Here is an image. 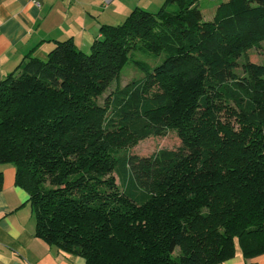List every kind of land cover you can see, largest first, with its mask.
<instances>
[{
  "label": "trees",
  "instance_id": "obj_1",
  "mask_svg": "<svg viewBox=\"0 0 264 264\" xmlns=\"http://www.w3.org/2000/svg\"><path fill=\"white\" fill-rule=\"evenodd\" d=\"M199 2L137 6L103 23L89 53L57 40L1 81L0 164L15 166L49 245L86 264L264 254V63L249 55L264 41V0L224 1L212 20ZM135 51L163 59L151 67ZM130 61L145 75L99 103ZM170 131L177 148L132 153Z\"/></svg>",
  "mask_w": 264,
  "mask_h": 264
},
{
  "label": "crops",
  "instance_id": "obj_2",
  "mask_svg": "<svg viewBox=\"0 0 264 264\" xmlns=\"http://www.w3.org/2000/svg\"><path fill=\"white\" fill-rule=\"evenodd\" d=\"M162 0H0V83L32 53L45 57L55 41L73 38L90 49L100 26L124 21L137 6L156 10ZM156 12V11H153ZM0 264H86L85 259L36 236L28 192L15 183L16 168L0 164ZM264 264V254L236 256L222 264Z\"/></svg>",
  "mask_w": 264,
  "mask_h": 264
},
{
  "label": "rangeland",
  "instance_id": "obj_3",
  "mask_svg": "<svg viewBox=\"0 0 264 264\" xmlns=\"http://www.w3.org/2000/svg\"><path fill=\"white\" fill-rule=\"evenodd\" d=\"M227 0H200L199 7L203 13L204 20H212L216 13L217 8ZM164 0L161 1V4L156 8L158 11L163 4ZM178 8V4H172L171 9L175 10ZM261 48H254L249 51V55L252 58V60L260 63H264V41L261 43ZM85 52H90V49L88 47L82 48ZM46 57V56H45ZM43 57V58H45ZM133 59L143 61L150 65L151 67H154L155 65L159 64L163 58L156 57L154 55H149L141 51H135L132 55ZM243 61V58L240 59V62ZM240 74L242 73V70L238 71ZM145 75L144 71L140 69L136 64H134L132 61H130L128 64H126L120 74V77L117 80H114L109 87V89L101 96L99 97L98 101L99 103H103L104 98L114 89L118 87H123L125 84H127L132 79L141 78ZM180 145V139L177 136L175 131H170L166 136L160 137V136H152L147 139L139 141L132 149V153L141 155V156H149L157 152L158 150L162 148H168V149H175ZM180 252V249L177 248L176 254Z\"/></svg>",
  "mask_w": 264,
  "mask_h": 264
},
{
  "label": "built area",
  "instance_id": "obj_4",
  "mask_svg": "<svg viewBox=\"0 0 264 264\" xmlns=\"http://www.w3.org/2000/svg\"><path fill=\"white\" fill-rule=\"evenodd\" d=\"M35 3L39 4V2H37V0H33Z\"/></svg>",
  "mask_w": 264,
  "mask_h": 264
}]
</instances>
